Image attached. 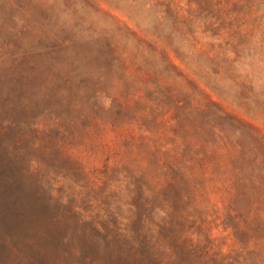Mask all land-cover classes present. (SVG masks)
<instances>
[{"label": "rangeland", "instance_id": "obj_1", "mask_svg": "<svg viewBox=\"0 0 264 264\" xmlns=\"http://www.w3.org/2000/svg\"><path fill=\"white\" fill-rule=\"evenodd\" d=\"M0 264H264V0H0Z\"/></svg>", "mask_w": 264, "mask_h": 264}]
</instances>
